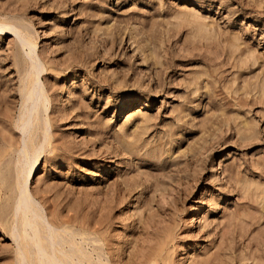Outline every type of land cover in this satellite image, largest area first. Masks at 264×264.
Wrapping results in <instances>:
<instances>
[{"label": "rangeland", "instance_id": "obj_1", "mask_svg": "<svg viewBox=\"0 0 264 264\" xmlns=\"http://www.w3.org/2000/svg\"><path fill=\"white\" fill-rule=\"evenodd\" d=\"M0 25V264L38 257L13 232L36 57L28 189L66 264H264V0H0Z\"/></svg>", "mask_w": 264, "mask_h": 264}, {"label": "bare ground", "instance_id": "obj_2", "mask_svg": "<svg viewBox=\"0 0 264 264\" xmlns=\"http://www.w3.org/2000/svg\"><path fill=\"white\" fill-rule=\"evenodd\" d=\"M3 27L7 28V31H9L11 33H15V34L17 33V30L13 29V27H8V26H4V25H0V31H2ZM22 41H23V44L26 43L25 45H27V47H31V46L33 47V44L28 39L23 38ZM31 49H32L31 51H33V48H31ZM34 51H35V49H34ZM38 63H39V61H38L37 57L35 59H33V64H32L33 66L31 68L32 69L31 70V74L35 76L34 77V81L31 83V86H30V82H29L30 79H27L28 80L27 83H29V86H28L29 88H27L25 86L26 90L22 92V93H24V96L23 95L22 96L26 100V103L24 102L25 106H23V105L22 106L24 107V109L27 112H26V114H24V113L22 114L21 113L22 117L19 120L20 123H18L19 124L18 126H19V128H21V130L23 131L24 135L29 136L28 139H30V142L28 141L29 142L28 143L27 140H25V138H24L25 143L23 142L24 143L23 144L21 142L24 145V146H22V147H24L23 154H22V152H21V154L25 155V158L27 160V165L30 164L31 166H30L29 170H24L23 167H22L23 164H21L22 158H20V157H22V155L19 157V160H18L19 162L18 163H20L22 165L21 167H22L23 171L19 172V170H18L19 176L17 178V180H18V182H17L18 188L17 189H18V192L20 193L19 194L20 197H19L17 209L15 211L16 212L15 214H17V215H15V218L17 217V219H15V220H18V222H21V223H17L18 225H16V222H15L16 226H15V228H13L14 229L13 232H14V236L15 237H16L17 233H20V235H22V237L24 235V234H22L23 232H25V234H27L26 235L27 237H25V239L28 238L29 241L27 239L26 240L24 239V240L27 241V242H30V244L33 243L34 245H32V244L31 245L33 247H35V250L38 249V252H37L38 253V257H37L38 264H63L64 261H65V264H66V260H69V259H67L68 257L66 256L67 257L66 258L65 255H64V252H67V251L64 250V252H63V250L61 249L62 247L64 248V246L62 245V242H61L62 240H60V242H59V240L56 241V239H57L56 236L54 238V234L55 233L54 234L50 233L52 225L50 226L49 222L47 221V219H48L47 216L48 215L47 216L44 215L46 212L45 213L43 212L44 214L41 213L42 209L41 210L38 209V207L35 204L34 197L31 195V193H30V191L28 189L29 178H30V176L32 174V171L36 167V164H37L36 162H38L37 158H39V156L42 155V154L40 155L41 152H38V149H37L38 147L36 148V151L34 150L32 153H30L31 152V150H30L31 146L29 148V145L32 144V146H33V144H34L33 143L34 142V138L33 137H35L34 135H33V137H31L32 136L31 133L34 132V129L36 128L34 126L37 125L39 123V121H40L39 120V118H41L40 117V113H41V115H44L43 112H45V114L47 113V109L43 107L45 109V110H43V108H42V106L45 105L46 96H45V91H44V88H43L42 82H41V75L43 74V72L45 70H44L43 67H39ZM32 75H29V76H31V79L33 80V76ZM25 87H24V89H25ZM44 116H46V115H44ZM43 120L46 122V123H44L45 126L43 125L44 127L41 125L43 127V130H44V131L42 130L43 135H44V144H46L48 142V140H49V137H50V136H48L49 132H50V130H49L50 128H49V125L47 124V121L45 119H43ZM35 132H34V134H35ZM39 151H40V149H39ZM28 155H32L34 157L33 158L34 159L33 164H32V161H30L28 159ZM24 161H25V159H24ZM17 166H18V164H17ZM25 166H26V164H25ZM17 168H20V167H17ZM46 217H47V219H46ZM19 236H17V237H19ZM17 237H16V239H18ZM18 240H16L17 243H18ZM65 240L68 241L67 239H65ZM48 241H49V243H47ZM21 242L24 243L23 240H21ZM59 243H61V244H59ZM30 244H29V246H31ZM18 245H19V243H18ZM27 245H28V243H27ZM59 245H61L62 247L59 246ZM22 246H24V247L18 246L19 250H20V247L22 249L23 248L25 249V245H22ZM30 248H29V250H32ZM50 250L52 251L51 253H50ZM20 251H22V250H20ZM21 253L23 254L24 252L22 251ZM34 253L36 255L35 251H34ZM29 254H30V251H29ZM67 255L70 256L69 254H67ZM33 256H34V254L33 255L31 254V256H30L32 258V260H33ZM63 257H65L66 259L63 258ZM72 257L71 258L73 260L74 256H72ZM24 258H25V256H24ZM37 259H35L36 264H37ZM63 259H65V260L63 261ZM69 261H68V263H69ZM73 264H74V262H73ZM75 264H77V263H75Z\"/></svg>", "mask_w": 264, "mask_h": 264}]
</instances>
